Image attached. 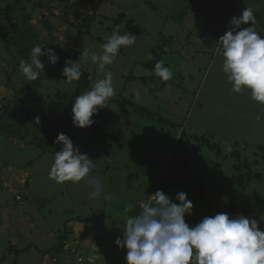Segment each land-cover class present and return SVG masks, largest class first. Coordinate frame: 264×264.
I'll use <instances>...</instances> for the list:
<instances>
[{
	"label": "rangeland",
	"instance_id": "obj_1",
	"mask_svg": "<svg viewBox=\"0 0 264 264\" xmlns=\"http://www.w3.org/2000/svg\"><path fill=\"white\" fill-rule=\"evenodd\" d=\"M226 3V0H112L101 7L100 14L105 19L99 16L88 33L86 26L85 30H77L66 23L62 11L66 3L0 0V13H6L0 15V130L10 122L12 132L24 134L28 129L31 132L24 142L0 132L1 257L8 249L13 228L27 244L41 245L49 235L48 226L59 235L64 232L65 218L67 222L95 218L102 211L121 218V223L113 222L111 230L123 238L125 216H130L132 210L136 216L144 205H154L150 195L157 190L176 203L178 193L187 194L194 205L193 214L185 217L191 226L205 216L227 213L255 218L264 230V222L260 220L264 216V105L253 101L248 91L243 95L231 92V84L222 71L223 56L217 41L225 31L217 33L210 20L221 25L230 23L234 15L228 7L226 15L214 16L218 15L216 6ZM251 3L248 6L252 8ZM254 12L257 24L261 23L262 16ZM124 13L120 33L135 35L136 42L131 47H122L115 62L104 70L113 73L116 95L109 99L108 107L93 116L92 126L75 127L72 113L63 109L66 103L56 101L55 96L60 93L73 97L77 83L67 82L58 72L57 64L50 63L37 80H28L19 70V61L30 62L25 52L31 54L36 45L45 51L54 48L59 59L64 60L74 59L73 56L78 60L84 48L101 53L102 44L98 40L106 39L113 19ZM80 18L71 13L68 20L79 24ZM260 26L263 31L259 32L264 33V27ZM170 39L171 42L166 41ZM207 47L213 51L218 48L219 54L207 53ZM153 49L170 67L173 78L165 82L154 77L147 87L137 78L153 74L146 67L149 61L156 60ZM41 60L43 63L48 58L43 56ZM83 69L90 74L92 84L103 78L104 73L91 60L81 64ZM134 89L140 90L139 101ZM59 103L63 112L55 110ZM140 108L148 111H136ZM36 116L56 135L61 132L68 135L74 146L94 159L96 167L91 177L102 182L104 193L111 194V200L105 201L103 195L92 199L93 188L87 179L61 184L49 178L55 155L43 145L48 136L36 125ZM161 118L172 124L160 123ZM194 136H206L212 144L218 142L220 153L202 145L196 154L197 141L189 138L186 143L181 142L183 137ZM39 140L41 146L33 144ZM184 154L191 157L185 159ZM185 161L189 167L184 166ZM258 173L260 178L255 176ZM190 176L193 178L189 179ZM23 179L29 184L28 189ZM18 196L23 201H17ZM129 205L133 207L125 212ZM103 220L108 229L110 219ZM7 257L12 261L16 256L6 254L3 258ZM114 257L117 256L107 255L103 264H115Z\"/></svg>",
	"mask_w": 264,
	"mask_h": 264
},
{
	"label": "clouds",
	"instance_id": "obj_2",
	"mask_svg": "<svg viewBox=\"0 0 264 264\" xmlns=\"http://www.w3.org/2000/svg\"><path fill=\"white\" fill-rule=\"evenodd\" d=\"M249 22L251 26L243 27ZM256 25V14L253 8L247 6L242 15L231 18L228 30L217 42L222 50V71L231 84L230 91L240 95L248 91L253 101L264 105V33L258 32ZM135 42V35L127 31L121 35L119 29H114L101 45V53L84 48L78 60L65 61L61 75L69 83L80 81L83 74L81 64L88 60L104 73L103 78H98L89 90L76 96L72 102V122L75 127L92 126L95 123L93 116L101 108L108 107V101L116 95V89L113 73L104 70L115 62L122 47H131ZM43 56L53 66L59 62V55L54 48L45 51L39 45L34 46L30 62L24 59L19 61V70L26 79L34 81L41 72L44 73ZM154 75L165 82L173 78V72L165 66L164 60L157 61ZM134 96L137 101L141 99L139 89H134ZM34 119L36 124L41 123L40 116ZM55 143L62 144V148L55 153L49 178L61 184L79 183L87 179L93 188L90 193L92 199L103 195L105 201L111 200V194L104 193L102 182L91 177L96 167L94 159L74 146L72 139L65 133H58ZM150 196L155 201L154 205H144L136 216H125L123 238L118 236L115 240L117 247L126 249V264H264V230H261L257 219L243 214L230 216L217 213L205 216L195 226H191L185 217L193 214L194 205L186 193L177 194L179 203L162 190ZM132 207L129 205L125 212ZM260 220L264 222V216ZM64 246L61 245L63 251ZM92 250L89 264H93L99 254ZM63 255L66 254L61 251L47 257L63 258Z\"/></svg>",
	"mask_w": 264,
	"mask_h": 264
},
{
	"label": "crops",
	"instance_id": "obj_3",
	"mask_svg": "<svg viewBox=\"0 0 264 264\" xmlns=\"http://www.w3.org/2000/svg\"><path fill=\"white\" fill-rule=\"evenodd\" d=\"M252 2H254V3H251L248 0H233L229 4L226 3L225 6L219 4V6H216L218 15H214V16L218 17L222 14L226 15L227 12H225V11L227 9L226 7H228V9H230V11H232L231 15L232 16L234 15L235 17H237V15H235L234 13L242 14L243 10L249 5V3H251L253 5L252 6L253 10L258 11L260 13V15L262 16L261 23H258L256 25L257 31L258 32L263 31V28H261V26H260V25H262L264 27L263 9L261 10L259 8V6L256 3L257 0H253ZM258 4L261 7H264V0H259ZM240 8H242V10H240ZM219 12H221V14ZM255 14H256V12H255ZM231 18L232 17H230V19ZM204 21H206V19ZM210 21H211L212 26H214L213 27L214 30H216L217 33L220 31L226 32L228 30L229 23H228V25L227 24L221 25L219 22H216L215 20L212 21V19H211ZM247 26H251V22H249L248 25H244V27H247ZM218 47L220 48L219 44H218ZM207 48H208V50H206L207 53L212 52L213 55L219 54L218 48L215 51H213V49H211L210 47H207ZM33 144L36 145L35 142H33ZM22 182L25 186V184H26L25 179H23ZM28 187H29V184H28V186H25V188H27V189H28ZM16 200L17 201H23V197L18 196L16 198ZM30 203H32V202H30ZM108 207H109V203H106L105 208L107 210H108ZM130 216H135V212L133 210H132V212H130ZM107 218L110 219V222H108V223H110L108 226V229L106 228V223H102V219H104L103 221L107 222ZM72 222H78V223L73 224ZM113 222L114 223H121V218L119 216L112 217L111 213L110 212L108 213L107 211L99 212L95 218L88 217V218H85L84 220L69 219V221L67 222V220L65 218V225L66 226L64 227V232H60L59 235H56V230L53 229V227L48 226L47 230L49 231V235H48V237H44L45 243H42L41 245H36V244L31 243V242H28V244H27L26 241H23L24 237H22L21 235L19 236L13 228V230H11L12 235L9 236L10 239H8V241H7L9 244V246H7V247L16 246L17 250H23L24 252L21 253L20 256H18V257L16 256L15 253L8 254L9 256L14 254V256H16V257H13L12 261H11V259H8L9 257H7L6 261L10 262V264H42L43 260L48 259L47 256L56 254L58 252L61 253V251L64 252L61 248V245L65 244V245L69 246L72 250H76L78 255H82L84 257V260H85L84 264H89V257H90L89 254L95 246L100 248L101 251L98 252L99 253L97 255L98 258L96 260H93V264H103V261L105 259L104 257H106L109 254L117 256V257H114L116 260L115 264H126L125 249H121V248L117 247V245L115 243H113V240H116V238L118 236L117 234L112 233L111 229H114V227L112 226ZM16 228L17 227H15V229ZM115 228L118 229L119 226L115 227ZM106 229H107V231H106ZM29 232H34V231L29 230ZM21 239H22V242L19 241ZM81 248H83V249H81ZM3 252H6V251L4 250ZM32 252H35V253L32 254ZM6 254H7V252L4 254L2 253V257L0 256L1 257L0 258V264L6 262V261H3V257ZM71 260L73 261V264H78L76 262L75 257H73ZM108 260L109 259H107V262H108ZM69 261L70 260H68V257L66 255H63L62 263L66 264ZM108 264H111V263L108 262Z\"/></svg>",
	"mask_w": 264,
	"mask_h": 264
},
{
	"label": "trees",
	"instance_id": "obj_4",
	"mask_svg": "<svg viewBox=\"0 0 264 264\" xmlns=\"http://www.w3.org/2000/svg\"><path fill=\"white\" fill-rule=\"evenodd\" d=\"M51 1L54 2V3L55 2H59L60 4H61V2L66 3V6H64L63 9H62V11L64 12V14L67 17L66 23L68 25H70V26L71 25L74 26L77 30H85V27L84 26H86L88 28V33L90 32L91 24L93 22H95L99 18V16H101V14H100L101 7L105 3L110 4V1L112 3V0H51ZM226 1H227V4H229L233 0H226ZM83 7H89V9L87 8L84 12L79 11V9H81ZM49 10L51 11V8ZM71 13L77 14L78 18L81 17L80 19H81L82 22L79 21L78 22L79 24H72L70 22V20H68L69 17H70V15H71ZM3 14H6V13L5 12H1L0 13V15H3ZM118 17H119L118 19L117 18H114L113 19V21H112L113 27L109 30V35L107 37H109L110 35H112L114 29H119V33H120L121 21L125 17V13L124 14H121ZM103 19H105V18H103ZM82 23H85V25H83ZM50 29H53V27L50 26ZM98 41H99V43L103 44V43L106 42V39L105 40L99 39ZM166 41L171 42V39L170 40H166ZM25 53L28 54V56H30V52L26 51ZM152 55H153V57L156 58V60L149 61V63L146 65V67L148 69H150V71L153 74L150 77H140V78H137L139 81L143 82V84H145V86H147V87H149L148 82L149 81H152L154 77H157V76L154 75V66H155V64L157 63V61L162 60L161 55L157 54V52H156L155 49L152 50ZM75 57L76 56H73L74 59H76ZM74 59H72V58L71 59H67L66 58L64 60V59H61L60 58L59 60H61V61L57 63L58 72L60 74L62 73V69L65 66V61L66 60H74ZM43 63L45 64V66L49 65L48 60H44ZM82 73L83 74H82V77H81L80 81L76 82L77 83V91H76V94L73 97H70L68 95H61L60 93L55 96V98H57L56 101L66 103V105H65L66 108H65V106H63V109H65L66 111L68 110V114H71L72 113L71 112L72 111L71 110L72 109V106H69V104H72V102L75 100L76 96L82 94L84 91L89 90L91 88L92 82L90 80V74L85 69L82 70ZM62 78L65 79V77H62ZM128 103H129L128 105L131 106V107H133L134 109L137 108V106L134 105L132 102H128ZM60 106H61V103H59L55 107V110L61 109ZM68 107L70 109H68ZM59 111H62V110H59ZM136 111L146 112L148 110H143L142 108H140L139 110H136ZM160 120H161L160 123L172 124V122L170 120H166V119L164 120L163 118H161ZM9 123L8 124H4L1 130L4 131L5 133H7L8 135L10 133V136H13L15 138H18L20 141H23V142L24 141H27V139L29 137L28 135L31 133L30 130L29 129L28 130H25L24 131V134L21 131L20 132H18V131L12 132V129L9 128L10 127L9 126ZM36 125L39 127V129L42 132L45 133V135L48 136L49 142L46 143L48 140H46V141L43 140L44 141V144L43 145H45V147L48 146L47 151H49L53 155H55V153L62 148V145L55 143V139L57 137L56 133L54 131H52L49 127L43 125L42 123L36 124ZM179 129H182V127L179 126ZM1 130H0V132H1ZM183 133H185V131H183ZM183 135L186 137V134H183ZM185 137H183V140L181 141L182 143H186L187 141H189V138H193L198 143L200 142L199 144L201 146H198V143L196 144L197 145V148H198V149H195V153L196 154H198L201 151L202 145L206 146L210 150L217 151L218 153H220V151H221V145L218 142L212 144V142L206 136H202V137L194 136V137H187V138H185ZM40 141L41 140H39L35 144L38 145V146H41L40 145ZM184 155H185V157H184L185 159H188L189 157H191L188 154H184ZM233 156L236 157L235 155H233ZM184 166L189 167L190 166L189 162L188 161H185ZM181 169H184V168H181ZM172 171H174V168H172ZM176 171H178V170H176ZM176 171H174V172H176ZM255 176H257L258 178H260L261 174L258 173ZM192 178H193V176H190L189 177V179H192ZM26 186H28V183H27ZM6 250L5 251L7 252V254L15 253L17 257L20 256V254L24 252L23 250H17V247L16 246H10ZM6 252H4V253H6ZM6 260H7L6 258H3V261H6Z\"/></svg>",
	"mask_w": 264,
	"mask_h": 264
},
{
	"label": "built area",
	"instance_id": "obj_5",
	"mask_svg": "<svg viewBox=\"0 0 264 264\" xmlns=\"http://www.w3.org/2000/svg\"><path fill=\"white\" fill-rule=\"evenodd\" d=\"M64 252L66 253V256L68 258H76V262L78 264H82L84 262V258L82 256H79L78 253H76L74 250H71V248L67 245L64 246ZM42 264H65L62 263V257L59 256H53L51 258L45 259ZM66 264H73V261L70 260Z\"/></svg>",
	"mask_w": 264,
	"mask_h": 264
},
{
	"label": "water",
	"instance_id": "obj_6",
	"mask_svg": "<svg viewBox=\"0 0 264 264\" xmlns=\"http://www.w3.org/2000/svg\"><path fill=\"white\" fill-rule=\"evenodd\" d=\"M95 251H97V252H100L101 251V249L100 248H98L97 246H95L94 248H93ZM93 254V250L90 252V254L89 255H92ZM98 255V254H97ZM97 258H94V260H96Z\"/></svg>",
	"mask_w": 264,
	"mask_h": 264
}]
</instances>
